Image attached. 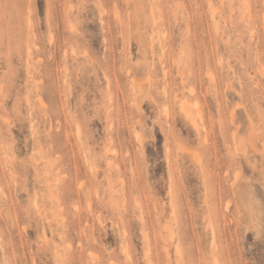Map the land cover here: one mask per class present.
<instances>
[{
	"label": "rangeland",
	"instance_id": "obj_1",
	"mask_svg": "<svg viewBox=\"0 0 264 264\" xmlns=\"http://www.w3.org/2000/svg\"><path fill=\"white\" fill-rule=\"evenodd\" d=\"M0 264H264V0H0Z\"/></svg>",
	"mask_w": 264,
	"mask_h": 264
}]
</instances>
